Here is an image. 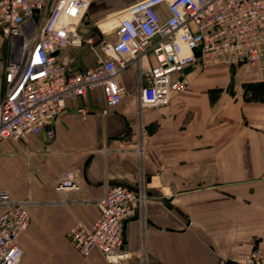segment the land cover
Listing matches in <instances>:
<instances>
[{
  "label": "crops",
  "instance_id": "0c3cea01",
  "mask_svg": "<svg viewBox=\"0 0 264 264\" xmlns=\"http://www.w3.org/2000/svg\"><path fill=\"white\" fill-rule=\"evenodd\" d=\"M134 1L94 0L79 26L93 44L67 48L58 59L77 70L91 67L101 39L94 22ZM3 41L0 35V95ZM184 71L185 90L165 105L138 108L129 66L120 74L121 101L106 114L91 91L86 117L74 112L80 99L67 102L51 140L36 134L0 142V187L12 200L31 201L19 240L24 264H108L97 250L80 256L65 232L76 220L96 219L95 199L105 187L134 189L141 175L146 201L139 217L124 223L123 247L131 254L124 264H221L255 246L264 250L259 75L197 63ZM63 170L73 172L76 187L55 190Z\"/></svg>",
  "mask_w": 264,
  "mask_h": 264
},
{
  "label": "built area",
  "instance_id": "2783aa9c",
  "mask_svg": "<svg viewBox=\"0 0 264 264\" xmlns=\"http://www.w3.org/2000/svg\"><path fill=\"white\" fill-rule=\"evenodd\" d=\"M90 1L0 0V35L21 44L19 59L3 68L0 142L36 134L51 140L67 102L80 99L74 112L86 117L91 91L106 114L121 101L120 74L129 66L136 72L139 109L165 105L183 92L184 70L195 63L255 71L264 91V0L134 1L94 22L101 39L92 49L93 65L77 70L58 54L93 44L79 31ZM100 21L114 24L102 30ZM149 58L144 66L142 59ZM74 187L73 172H60L54 189ZM145 201L142 175L134 189L107 186L95 199L96 219L90 225L76 220L66 237L82 257L97 250L108 264H124L131 254L123 247L122 229L128 218L139 217ZM30 204L12 200L0 187V264H24L19 240L30 222ZM229 263L264 264V250L252 247L221 264Z\"/></svg>",
  "mask_w": 264,
  "mask_h": 264
},
{
  "label": "rangeland",
  "instance_id": "374dc122",
  "mask_svg": "<svg viewBox=\"0 0 264 264\" xmlns=\"http://www.w3.org/2000/svg\"><path fill=\"white\" fill-rule=\"evenodd\" d=\"M11 43H12V45H11ZM11 43L10 42H6V41H3V45H2V48H3V64H2V69L7 64L8 61L17 60L20 57V49H21L20 42L14 41V42H11ZM202 71H204V70H202Z\"/></svg>",
  "mask_w": 264,
  "mask_h": 264
},
{
  "label": "bare ground",
  "instance_id": "6f19581e",
  "mask_svg": "<svg viewBox=\"0 0 264 264\" xmlns=\"http://www.w3.org/2000/svg\"><path fill=\"white\" fill-rule=\"evenodd\" d=\"M113 24H114L113 22L100 21V22H99V27H100L102 30H105V29L108 28V27H112Z\"/></svg>",
  "mask_w": 264,
  "mask_h": 264
},
{
  "label": "water",
  "instance_id": "95a60500",
  "mask_svg": "<svg viewBox=\"0 0 264 264\" xmlns=\"http://www.w3.org/2000/svg\"><path fill=\"white\" fill-rule=\"evenodd\" d=\"M94 2V0H91L90 1V3H89V5H88V9L90 8V6H91V4ZM196 55H197V53H196ZM229 264H234V263H229Z\"/></svg>",
  "mask_w": 264,
  "mask_h": 264
}]
</instances>
